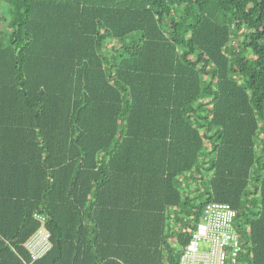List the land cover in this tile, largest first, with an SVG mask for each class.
Wrapping results in <instances>:
<instances>
[{
	"label": "trees",
	"instance_id": "1",
	"mask_svg": "<svg viewBox=\"0 0 264 264\" xmlns=\"http://www.w3.org/2000/svg\"><path fill=\"white\" fill-rule=\"evenodd\" d=\"M208 203L264 264V0H0V264H179Z\"/></svg>",
	"mask_w": 264,
	"mask_h": 264
},
{
	"label": "built area",
	"instance_id": "2",
	"mask_svg": "<svg viewBox=\"0 0 264 264\" xmlns=\"http://www.w3.org/2000/svg\"><path fill=\"white\" fill-rule=\"evenodd\" d=\"M41 226L26 242L31 263L43 259L53 248L47 216L34 214ZM237 211L225 203H208L191 233L179 264H243V247L236 229ZM206 248L201 249V244Z\"/></svg>",
	"mask_w": 264,
	"mask_h": 264
},
{
	"label": "rangeland",
	"instance_id": "3",
	"mask_svg": "<svg viewBox=\"0 0 264 264\" xmlns=\"http://www.w3.org/2000/svg\"><path fill=\"white\" fill-rule=\"evenodd\" d=\"M236 45H237V44H236ZM239 83L242 84V81L240 80V78H239ZM184 186H185V185H184ZM202 190H203V189H202ZM202 190L199 189L200 192H202ZM198 196H199L198 191H193L192 193H190V197L195 198L193 204H195V200H197V199L199 198ZM183 219L186 220V218H184V217H183ZM170 242H171L172 244H174V238H171V239H170ZM205 248H206V245L202 243V244H201V249H205Z\"/></svg>",
	"mask_w": 264,
	"mask_h": 264
}]
</instances>
